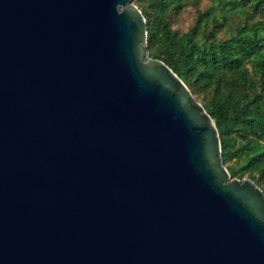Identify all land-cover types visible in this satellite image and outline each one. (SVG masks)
<instances>
[{
    "label": "water",
    "instance_id": "obj_1",
    "mask_svg": "<svg viewBox=\"0 0 264 264\" xmlns=\"http://www.w3.org/2000/svg\"><path fill=\"white\" fill-rule=\"evenodd\" d=\"M146 36L133 0H0V264H264V193Z\"/></svg>",
    "mask_w": 264,
    "mask_h": 264
},
{
    "label": "trees",
    "instance_id": "obj_2",
    "mask_svg": "<svg viewBox=\"0 0 264 264\" xmlns=\"http://www.w3.org/2000/svg\"><path fill=\"white\" fill-rule=\"evenodd\" d=\"M198 1L134 0L146 23V50L200 98L231 178L250 179L264 193V19L257 20L264 0H213L187 32L172 30L170 14Z\"/></svg>",
    "mask_w": 264,
    "mask_h": 264
},
{
    "label": "rangeland",
    "instance_id": "obj_3",
    "mask_svg": "<svg viewBox=\"0 0 264 264\" xmlns=\"http://www.w3.org/2000/svg\"><path fill=\"white\" fill-rule=\"evenodd\" d=\"M212 4H213V0H199L198 3L195 4L192 3L184 4L180 9L170 14L171 29L176 31L178 34H183L187 32L189 28L193 25L197 14L199 12H203L207 10L209 7H211ZM259 18L264 19V15L258 16L257 20ZM218 37L224 39L225 38L224 31H221L218 34ZM197 100L201 103L200 98H198Z\"/></svg>",
    "mask_w": 264,
    "mask_h": 264
}]
</instances>
